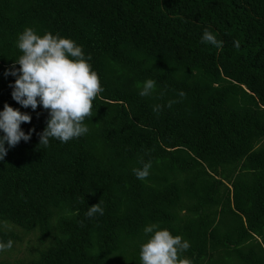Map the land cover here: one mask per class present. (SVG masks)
I'll return each instance as SVG.
<instances>
[{"label":"trees","instance_id":"obj_1","mask_svg":"<svg viewBox=\"0 0 264 264\" xmlns=\"http://www.w3.org/2000/svg\"><path fill=\"white\" fill-rule=\"evenodd\" d=\"M25 28L72 39L97 72L87 134L40 145L49 111L12 98ZM6 103L31 120L0 160V241L15 239L5 224L51 237L35 264H141L150 224L187 240L193 264H264V0H0Z\"/></svg>","mask_w":264,"mask_h":264},{"label":"clouds","instance_id":"obj_2","mask_svg":"<svg viewBox=\"0 0 264 264\" xmlns=\"http://www.w3.org/2000/svg\"><path fill=\"white\" fill-rule=\"evenodd\" d=\"M201 42L222 47L223 42L205 29ZM239 47V41L234 42ZM17 47L22 52L10 74L15 76L12 85V98L24 107L36 109L38 103L49 111L50 117L40 134V145L47 147L49 139L54 138L66 143L89 132L84 123L93 116V101L103 92L97 72L92 70L85 59L81 46L70 38L45 32L38 35L32 28H25L17 39ZM90 59V57H89ZM18 73V74H17ZM156 88L153 79H146L139 91L141 97L150 96ZM183 98L185 93L179 92ZM176 101H169L170 108ZM161 105H155L153 111L159 113ZM31 117L7 103L0 111V160L7 154L5 142L9 147L15 146L21 139L27 141L30 135L21 130L22 122H30ZM31 131V130H30ZM142 167L133 169L137 179L145 180L150 174L151 161L141 160ZM100 203L89 207L86 215L91 218L103 215ZM150 238L141 245V264H193L192 260L182 254L190 248V243L180 235H173L168 229L150 224L144 228ZM13 242L0 241V252L10 250Z\"/></svg>","mask_w":264,"mask_h":264},{"label":"rangeland","instance_id":"obj_3","mask_svg":"<svg viewBox=\"0 0 264 264\" xmlns=\"http://www.w3.org/2000/svg\"><path fill=\"white\" fill-rule=\"evenodd\" d=\"M185 214V211L178 213L180 217ZM3 228L15 239L10 250L0 252V264H35L39 252L52 245L51 237L39 242L36 233L25 232L8 224L3 225Z\"/></svg>","mask_w":264,"mask_h":264}]
</instances>
